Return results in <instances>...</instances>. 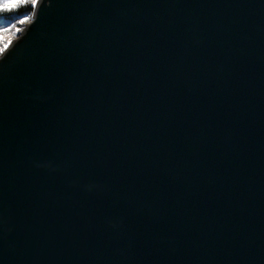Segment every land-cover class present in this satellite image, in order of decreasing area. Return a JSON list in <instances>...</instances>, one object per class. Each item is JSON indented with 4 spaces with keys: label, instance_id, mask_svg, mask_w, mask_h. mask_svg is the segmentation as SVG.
<instances>
[{
    "label": "water",
    "instance_id": "1",
    "mask_svg": "<svg viewBox=\"0 0 264 264\" xmlns=\"http://www.w3.org/2000/svg\"><path fill=\"white\" fill-rule=\"evenodd\" d=\"M0 264H264V0H40L0 57Z\"/></svg>",
    "mask_w": 264,
    "mask_h": 264
},
{
    "label": "snow or ice",
    "instance_id": "2",
    "mask_svg": "<svg viewBox=\"0 0 264 264\" xmlns=\"http://www.w3.org/2000/svg\"><path fill=\"white\" fill-rule=\"evenodd\" d=\"M40 0H0V14H11L17 12L21 7L31 6L36 8L39 6ZM31 17H26L18 21L20 24L29 23ZM16 24L10 25L8 28H0V36H7L10 33L17 32ZM10 41H0V57H3L8 50Z\"/></svg>",
    "mask_w": 264,
    "mask_h": 264
},
{
    "label": "trees",
    "instance_id": "3",
    "mask_svg": "<svg viewBox=\"0 0 264 264\" xmlns=\"http://www.w3.org/2000/svg\"><path fill=\"white\" fill-rule=\"evenodd\" d=\"M33 11H34L33 7L26 6V7H21L19 11L13 12L11 14H0V28H8L10 25L16 24L17 29L19 30L23 24L18 23V21L26 17H32ZM11 34L14 33H10L8 35ZM2 37L3 36H0V41Z\"/></svg>",
    "mask_w": 264,
    "mask_h": 264
},
{
    "label": "rangeland",
    "instance_id": "4",
    "mask_svg": "<svg viewBox=\"0 0 264 264\" xmlns=\"http://www.w3.org/2000/svg\"><path fill=\"white\" fill-rule=\"evenodd\" d=\"M17 33V32H16ZM16 34H13V35H7V36H3L2 37V39H1V41H3V40H11L12 39V37H14Z\"/></svg>",
    "mask_w": 264,
    "mask_h": 264
},
{
    "label": "bare ground",
    "instance_id": "5",
    "mask_svg": "<svg viewBox=\"0 0 264 264\" xmlns=\"http://www.w3.org/2000/svg\"><path fill=\"white\" fill-rule=\"evenodd\" d=\"M15 38H17V35H15L14 37H12V39L9 40V41L12 42Z\"/></svg>",
    "mask_w": 264,
    "mask_h": 264
}]
</instances>
